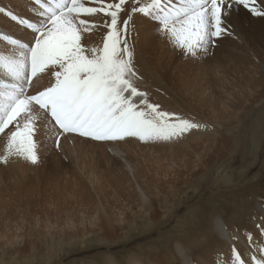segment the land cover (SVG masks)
Listing matches in <instances>:
<instances>
[{"label": "rangeland", "instance_id": "rangeland-1", "mask_svg": "<svg viewBox=\"0 0 264 264\" xmlns=\"http://www.w3.org/2000/svg\"><path fill=\"white\" fill-rule=\"evenodd\" d=\"M88 6L97 5L88 0ZM235 12L231 23L235 31L245 34L246 44L227 37L220 39L206 58L186 57L157 35L151 24L148 29L151 51L148 55L145 52L146 57L135 50L136 55L141 56L140 61H144L145 57L148 66H154L149 70L154 71L152 78L155 85L151 87L159 100L155 103H159L164 110L197 120V124L200 122L196 139H192L191 130L173 142H141L133 138L131 145L136 146L137 151L134 157H130L137 163V170L132 174L115 158L116 153L103 150L109 141L96 144L76 140L69 145L59 142L57 147L51 129L45 130L41 121L35 137L39 163L33 165L19 157L20 165L16 168L11 162L16 156L10 157L7 163H0V264H103L105 259L124 262L135 253L136 248L143 246L144 251L155 250L162 256L167 253L162 249L166 246L165 238L171 236L174 229H188L191 236L199 231L205 232L210 228L211 215H221L226 222L235 221L240 205L242 208L239 207L238 214L246 222L244 217L251 209L252 200L259 199L264 204V89L256 88L261 79L253 68L257 58L255 54L261 61L264 60V31L257 32L251 24L258 17L251 18L243 8ZM138 19L147 21L139 15ZM104 24H95L91 33L84 34L86 47L102 45L106 32ZM142 26L143 23H140L137 27ZM245 81L253 90L242 87ZM207 85L214 88V110L198 109L195 104L198 93L205 92ZM39 87L45 86L39 83ZM222 87L233 96L227 103L232 115L228 116L231 125L226 127L229 132L221 134H227L228 141L215 142L221 149L218 153V148L205 140L218 136L222 131L221 126L213 123L216 118L221 123L222 115L226 116L225 106L222 105L225 96L220 95ZM203 92L199 94L203 95ZM235 112H238L236 117L233 115ZM1 136L4 137L2 142L4 139L5 147V136ZM251 138L255 144L252 153L249 152ZM1 145L0 156L4 155ZM210 145L214 149L206 156L202 149ZM248 162L249 165H246ZM13 173H19L21 177L14 178ZM218 184L224 191L213 196ZM138 186L155 204L153 210L138 211L131 205L136 201L133 193ZM51 199L57 203L52 204L54 208L50 205ZM45 204L54 215L43 210ZM116 205L122 206L123 215L128 217L145 211L151 213L144 221L146 227L143 231L131 237L128 234L126 239L122 236L104 242L98 236L89 239L87 224L94 214L92 206L113 217L119 212ZM183 221L182 225H175ZM244 225L242 223L241 226ZM52 226H66L68 231L63 233L66 231L63 227V232H52L58 236L54 237L46 233L47 228ZM242 227H237L241 233L247 230ZM32 229L38 232H32ZM258 235L261 236L260 230ZM86 237L93 242L87 243ZM182 239L189 245L193 243V238ZM217 239L215 233L207 234L205 244L217 241L213 247L220 246Z\"/></svg>", "mask_w": 264, "mask_h": 264}, {"label": "snow or ice", "instance_id": "snow-or-ice-1", "mask_svg": "<svg viewBox=\"0 0 264 264\" xmlns=\"http://www.w3.org/2000/svg\"><path fill=\"white\" fill-rule=\"evenodd\" d=\"M30 2L27 16L0 6V14L31 37L0 35L12 46L9 53H0V73L7 78H0V134L6 137L0 163L12 156L39 163L35 137L41 121L57 147L65 134L95 141H177L201 125L163 110L138 88L142 77L129 40L136 31L134 17L147 18L174 50L193 58H206L220 39L239 38L231 23L235 10L264 18V0H92L97 6H88V0ZM99 14L106 18L102 45L88 48L83 37L95 26L88 18ZM49 72L53 82L40 88L38 82ZM256 227L264 238V224ZM218 230L227 231V226L221 222ZM230 239L239 237L232 233ZM246 241L249 257L233 243L224 264H264V239L248 233Z\"/></svg>", "mask_w": 264, "mask_h": 264}, {"label": "bare ground", "instance_id": "bare-ground-1", "mask_svg": "<svg viewBox=\"0 0 264 264\" xmlns=\"http://www.w3.org/2000/svg\"><path fill=\"white\" fill-rule=\"evenodd\" d=\"M106 2H111V0H106ZM0 6L5 7L6 10H12L14 13H18V14H21L23 16H27V15L31 14L32 4H31L30 0H0ZM124 15H126V14H122V18ZM85 18H88V17H85ZM251 18H252V16H251ZM88 19H91L92 21H94L95 24H99V23L104 24L105 20H106V18L104 17L103 14H99L98 16L91 17ZM238 21L239 20H237V23H238ZM250 21H251V19H250ZM140 23H143L142 28L137 27L138 24H140ZM134 24H135L136 31L133 32L131 37L129 38L130 43H132L134 45V50H137L138 52L142 53L144 56L146 55L145 52L148 55V53L151 51V36L148 32V29L151 26V23H149L146 20L138 19V15H137L136 17H134ZM238 24H236V25H238ZM251 24L253 25V27H255L254 29H257L256 30L257 32L259 30L264 31V18L258 17V20L256 19L253 22L251 21ZM23 29H25V28L15 24V22H11L9 18L4 16L3 14H0V35H13L14 37L22 38L25 41L30 40L31 37H30L28 31L26 30L25 32H23ZM236 33H237V35L239 37L238 39L240 41H243L244 44L248 43V41L246 40L245 34H243L242 32H240L238 30H236ZM23 34H25V35L28 34V35H26L27 37H23L22 36ZM249 46H251V45H249ZM247 48H248V46H247ZM11 50H12V46L9 45L7 41L0 39V53H9ZM147 55H146V57H147ZM255 55L257 57V58H255L256 63H255V67H253V66L252 67L255 69V72L258 73V76L260 75L259 78L261 79V84H259V81H258L256 88L257 89H264V62H263L264 60L261 61L258 58L257 54H255ZM260 58H262V57L260 56ZM146 59L147 58L144 57V61H140L141 56L136 55V53H135V64H136L137 69L139 70V75L142 77V79L138 81V88L141 91H146L148 93V97H149L150 102H153V103H155V101L159 102V100L156 97L157 95H156L155 91H152L154 89L153 87L155 85V81L152 78L154 71L152 69V71H153V73H152L150 71L151 69L149 70V68L151 66L152 67H154V66L152 63H150L152 65L148 66L149 62L147 61L148 59L147 60ZM253 63H254V61H253ZM252 72H253V69H252ZM219 75H221V72ZM47 76H48V78H47ZM0 78L7 79L6 77H3L2 73H0ZM240 79H241V77H240ZM52 80H53V78L51 76V72H49L48 74L42 76L38 83L47 87L50 85ZM182 81H183L182 79L179 80L180 83H182ZM241 81H242V79H241ZM198 85H200V83H198ZM151 86H153V87H151ZM242 87H246L249 90H253L250 87L249 82H246V81L242 83ZM31 91L34 92L35 89H33ZM213 91H214V88L207 85L206 91L205 92L201 91V92H203V95L199 94L201 92L198 93V100L195 101V104L198 107V109L211 110L210 108H213V110H214V107H215L214 103L215 102L213 99V96H214ZM30 94H31V92H30ZM220 95H223V97L225 96L224 98L221 97L220 100L223 98L222 100L224 103L222 102L223 103L222 105L225 106L223 109L226 111V116L222 115L223 119L221 120L222 121L221 123L217 118L215 119L217 121L214 120L213 123L216 122V124L221 126L222 131L218 133V136H215V137L213 136L212 138L205 140L206 142H209L210 144H214V146L217 147L219 150L218 153H221V149L219 146L215 145V142H226V141H228V139L226 137L227 134L224 136H221V134L224 133L225 131L229 132L228 128H226V127L228 125H231V122H230V119L228 118V116L232 115V113L229 111L230 105L228 107L227 103H228V101L232 100V98H233V96L231 95L229 90L226 89L225 87L220 88ZM233 115H234V117H236L238 115V112H235ZM214 116H215V114H214ZM198 120H200V119H198ZM193 122L197 123V120H193ZM197 130H198V128L191 130L193 140L197 138V135H198ZM234 131L235 130L233 129V132ZM231 137H233V136H231ZM2 138H4V137H2L0 134V143L2 142ZM5 140H6V137H5ZM76 140H87V141L94 142L96 144H101L103 142V141L91 140V139H88L85 137H80L79 135H76V134H65L64 136L60 137V143L63 142V144H67V145L74 143ZM132 140H133V138H127V139L122 140V141H109V143L105 146V148L103 150L106 152V150L108 151V149H109V150L113 151L114 153H116L117 156H115V158L122 162L124 169H126V171L128 173L133 174V173H135V170H137L135 167L137 163L134 161V159H132L130 157V155L133 156L137 150L135 148L136 146L131 145ZM3 142H4V139H3ZM238 144H240V143H237L236 145H238ZM249 144L251 145L249 147V152L252 153L253 149H255V144H254V141L252 138H251V141L249 140ZM3 145H4V143L1 146H3ZM205 147H206V149H202V151H204V155L208 156L210 154L209 152L212 149H214V147H213V145L205 146ZM0 148H2V147H0ZM198 151H200V149ZM68 152L69 151H67V154H68ZM199 155L200 154L198 152V160L200 159ZM202 156H203V152H202ZM252 157H254V155ZM253 160H254V158H253ZM136 161H137V159H136ZM11 162L15 164L14 167H16V168L19 167L18 165H20L19 157H15L13 159V161H11ZM249 163L250 162L246 163V165H249ZM198 166H199V168L202 167L201 164H199V161H198ZM16 168H15V170H16ZM15 170L13 172H15ZM21 171H20V173H21ZM258 171H257V173H258ZM16 172H18V171H16ZM18 174L13 173V177L14 176H15L14 178H16L17 176L21 177V175H18ZM52 177L53 176H51V179H52ZM220 186L221 185L218 184L215 187V190L213 191V196L214 195L218 196V194L223 193L224 188H221ZM239 189H241V188H239ZM225 192H228V190H226ZM133 196L135 197L136 201L133 202V204H131V205L135 209H137L138 211H143V209L153 210L155 208V204L149 200L147 195L144 193V189L142 187L138 186L137 191H135L133 193ZM53 197H50V198H53ZM52 204L57 205L56 201H54V200L51 201L50 205H52ZM47 206H48V204L43 205V207H44L43 210L44 211L46 210L45 212H47L49 215H51V213L54 215V213L52 212L53 210L51 211L50 209H48ZM52 207H53V205H52ZM116 207H117L116 209H118L117 212L119 211L117 214L115 213L117 216L110 217L106 213L100 212V210L96 206H92V210L94 211V214H93V217L89 220V222L87 224L88 233L90 234V235H88L89 239H92L94 236H98L100 239L103 240V242L108 240V239H111V238H117V236H122L123 239H126L128 234H130V237H131L135 233H140L143 231V228L146 227L144 224V221L151 215V213H148L147 211H145L144 213H141L138 216L131 215L130 217H128V216L123 215L124 211H123L122 206L116 205ZM128 207L129 206L127 205V208ZM239 207L237 208L238 217L235 221L229 220L230 222H226L224 217L221 215H211V217L209 219V222H210L209 227L210 228H209V230H206L205 232L199 231V232H197L191 236V235H189L191 231H189L188 229H179V228L174 229L173 234L171 236L165 238V239H167L166 246H164L162 249L167 251V253H165L162 256H160V253L156 252L155 250L144 251V246H143V247L136 248L135 253L130 254L127 257L126 261H124V262L118 261L117 259H113V260L112 259H105V260H103V264H175L177 261L181 262V264H188V262H190V264H224L225 260H230V258H231V246L233 243H235L237 249L244 254V257L248 258L250 253H249L248 244L246 241L247 234L251 233L253 235V238L257 241L264 239L260 235H258V231L260 229H258L256 227V225L258 223L264 224V204L259 199L252 200L251 209L248 212V214H246L244 217L247 219L246 222L242 221L241 220L242 216L238 214L240 211V208H242V207H240V208ZM49 208H51V207H49ZM221 222H223V224H225L227 226V231L222 232V231L218 230V225ZM183 223H185V221L178 222L175 225H182ZM242 223H245V225L243 227L241 226ZM230 224H232V225H230ZM238 226L242 227L244 229H247V230L245 232H243L244 231L243 230L242 231L243 233H241V229L237 228ZM63 227L66 229V226H60V227L52 226V227H50V229L47 228L48 231L46 233L48 235H50V234L53 235L52 232H59V231L63 232L61 230ZM203 227H207V225L206 226L204 225ZM67 231L68 230L66 229V231H64L63 233H65ZM32 232H38V230L32 229ZM39 233H40V231H39ZM213 233H215L218 236L219 239H217V240H219L220 246L213 247L217 241H215L214 243H211V244H205L206 239H207V234L213 235ZM232 233H234L236 236L239 237L238 241L234 242L230 239V234H232ZM182 235H183V237L193 238V241H192L193 243H191L189 245V243L186 240L182 239L183 238ZM53 236L55 237L57 235L54 234ZM59 236H61V235H59ZM88 238L86 237V239H88ZM89 239L86 240V242L90 244L93 241L91 240V242H90ZM160 251H162V250H160ZM57 264H60V263L57 262ZM96 264H99V263H96Z\"/></svg>", "mask_w": 264, "mask_h": 264}]
</instances>
